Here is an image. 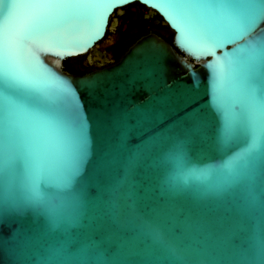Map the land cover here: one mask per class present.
<instances>
[{
  "label": "water",
  "instance_id": "obj_1",
  "mask_svg": "<svg viewBox=\"0 0 264 264\" xmlns=\"http://www.w3.org/2000/svg\"><path fill=\"white\" fill-rule=\"evenodd\" d=\"M131 1L65 0L38 30L29 0L0 3L5 31L31 30L21 56L39 92L0 87V171L12 147L49 163L58 149L52 105L78 109L87 143L72 190L55 170L46 190L39 169L5 176L0 264H255L264 134L253 141L237 128L226 139L214 106L226 114L239 95V69L229 61L238 45L264 36V22L216 46L205 13L217 0H138L162 15L172 43L151 32L110 65L64 69L63 59L87 53ZM25 100L51 129L24 113ZM34 191L39 199L29 202Z\"/></svg>",
  "mask_w": 264,
  "mask_h": 264
},
{
  "label": "snow or ice",
  "instance_id": "obj_2",
  "mask_svg": "<svg viewBox=\"0 0 264 264\" xmlns=\"http://www.w3.org/2000/svg\"><path fill=\"white\" fill-rule=\"evenodd\" d=\"M7 0H0L5 4ZM34 10V29H39L48 17L65 0H29ZM6 9L0 8V20ZM264 22V0H217L205 13V27L211 30L212 40L219 46L224 42H236L251 36L252 32ZM31 34V30L21 33H10L0 25V87L8 89L10 84L31 87L36 91V83L28 78L21 56L23 43ZM234 63L239 71L236 75L239 85V95L232 102L231 108L225 114L220 105H215L221 116L223 133L226 139L232 137L237 128H243L253 141L261 140L264 134V122L261 114L264 111V36L245 40V43L233 52ZM39 96V92L36 91ZM24 113L33 119L44 122L51 129L53 124L47 115L33 111L31 100H25L22 105ZM51 111L59 114L56 122L58 149L52 153L47 165L37 162V157L31 151L24 152L15 147L6 151L5 163L0 171V197H2L5 176L8 173L39 169L38 185L40 190H46L53 182L52 171L59 173L63 188L72 190L83 171L87 159V143L84 123L78 109H63L52 105ZM41 185L45 188L42 189ZM38 191H34L32 201L38 200ZM255 264H264V238L258 248L251 253Z\"/></svg>",
  "mask_w": 264,
  "mask_h": 264
},
{
  "label": "flooded vegetation",
  "instance_id": "obj_3",
  "mask_svg": "<svg viewBox=\"0 0 264 264\" xmlns=\"http://www.w3.org/2000/svg\"><path fill=\"white\" fill-rule=\"evenodd\" d=\"M109 22L112 25L106 28L103 37L80 59L70 61L78 69L74 72L85 73L118 61L130 44L151 32L172 43L174 31L162 15L138 0L122 5L118 12L109 16Z\"/></svg>",
  "mask_w": 264,
  "mask_h": 264
},
{
  "label": "trees",
  "instance_id": "obj_4",
  "mask_svg": "<svg viewBox=\"0 0 264 264\" xmlns=\"http://www.w3.org/2000/svg\"><path fill=\"white\" fill-rule=\"evenodd\" d=\"M171 34L169 35V39H171ZM121 46V45H120ZM124 47H127V46H124ZM124 47H120L121 49L124 48ZM84 54H79V55H75V56H70V57H66L64 60H63V68L70 71V72H74V71H78L77 68H74L71 64H70V61L71 60H74V59H80ZM75 73H79V72H75Z\"/></svg>",
  "mask_w": 264,
  "mask_h": 264
}]
</instances>
